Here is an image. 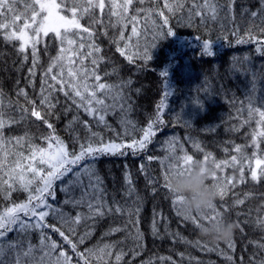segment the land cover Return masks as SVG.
<instances>
[{"label": "trees", "instance_id": "obj_1", "mask_svg": "<svg viewBox=\"0 0 264 264\" xmlns=\"http://www.w3.org/2000/svg\"><path fill=\"white\" fill-rule=\"evenodd\" d=\"M26 2L27 0H16L14 12H5L7 19L3 22L11 24V17L18 13L21 19L15 23L22 24L27 15ZM224 2L225 0H220V3ZM105 3L102 15L99 10H95L102 23L94 25L92 29L94 42L101 49L99 55L103 57L97 69L101 76L100 82L118 85L130 80L131 84L122 87L126 100L121 101L123 109L118 106L106 116L114 131L105 129L102 125L97 128L94 118L82 109L79 110V117L87 122L92 131L99 132L105 141L125 144L131 143L133 137L141 139L142 130L155 119L158 111L162 113L163 124L154 126L155 135L150 138L151 143L137 155H132L129 150L123 156L98 157L93 176L82 175L80 182L72 185L67 194L60 190V186L67 184L73 174L69 173L63 180L57 181L56 199L49 200V203L62 207L71 216L78 212L87 215L86 204L89 199L95 202L96 195L90 184L96 182V176L100 177L103 188L101 199L106 200L112 211L108 213L105 210L103 217L82 219L78 225H74L76 232L70 238L76 242L86 231L91 233L83 244H79V252L88 249L95 252L105 244H114L111 257L105 256L102 264H116L115 256L120 252L124 255L119 264H147L148 261L153 264H260L264 261V247H261L264 245V225L258 224V220L264 219V178L253 181L250 173L255 170L259 175L260 170L264 169V137L258 135L264 130V125L257 123L259 116L255 112L249 118V105L264 111V54L257 51L255 41L236 42L246 35L245 30L250 26L254 35L264 39V34L258 31L259 27H264L259 17L254 20L248 13L241 12L243 8L256 10L260 7L259 0H236L234 20L226 19L222 10L217 21L208 19L206 23H200L197 18L191 26L186 20L191 0L185 4L183 12L177 11L175 15L164 8L165 0H145L143 4L134 0L129 15L136 8H151L163 11L164 16L168 17V24L163 25V17L156 15L154 11L155 26L149 23L148 30L143 31L142 12L141 23L137 26L141 33L139 37L131 36L130 23L126 28L121 25L112 27L116 17L112 16L110 20L109 0H105ZM81 23L87 26L88 17ZM169 28L175 35L168 34ZM4 31L0 29V93L3 94L4 103L0 110L5 119L11 117L19 121L6 126L4 135L16 138L28 134L21 145H15L14 142L8 145V162L11 163L14 153L22 151L25 156L29 155L30 141L46 147L44 137L51 130L43 120L30 115L32 106L17 93L23 88L30 99L36 100L37 110L44 116L45 110L39 107L38 99L41 73L58 54L59 42L44 38L43 43L38 46L39 67L33 89L28 82L31 56L29 55L28 62L22 64L21 55L18 54L20 42H7L3 38ZM121 32L124 40H119ZM137 40L138 49L135 47ZM209 41L213 45L212 56L203 54V44ZM125 43H130L133 47L125 49V55H121L117 47L123 48ZM45 45L47 51L44 50ZM136 51L141 54L146 51L152 58L142 60L134 56L130 61L128 54ZM84 63L91 67L90 59H85ZM165 70L168 75H161ZM55 95L59 102L55 114L48 118V123L53 124L56 134L68 144L71 151L74 147L71 143L73 132L81 142L86 140L89 133L79 123L73 130H66V125L77 113V106L62 92L57 91ZM161 101L166 107H158ZM106 103L112 101L108 100ZM129 105L131 109L126 111ZM65 106L72 111L65 114ZM22 108H27L28 113L25 114ZM21 116H25V119L21 120ZM122 117L132 121L127 125L130 135H123L124 128L120 123ZM253 140L256 141L255 144L252 143ZM235 146L241 147L240 154L235 152ZM75 147L78 151V145ZM185 153L192 155L195 160H202L205 154L211 153L217 161H230L233 155H237L241 161L245 177L243 183L239 182L241 165L236 168L229 166L222 173L216 170L218 176L235 177L234 186H229L225 197L219 198L215 204L216 211L224 219L238 225L229 241L234 242V249L228 247L229 242H212L203 238L199 227L192 220H185L177 205L173 204L174 198L165 187L164 177L169 172V166L179 164L178 158ZM209 160L213 162L211 157ZM257 161H260L259 166ZM86 163L88 161L74 165L73 171L83 168ZM128 176L130 183L126 179ZM26 195L23 192H13L7 200L0 196V211L10 207L13 201L23 202ZM65 198H83L84 206L73 208L71 204L65 205ZM238 200H243V203H236ZM117 206L122 209L121 212L116 211ZM212 214V209H209L204 217H196V220L200 224L204 223V218ZM47 222L61 227L51 215ZM154 223L158 230L156 235H153L152 230ZM68 227L67 224L62 227L66 235ZM113 228L122 230L106 235ZM137 230L142 233V247L138 246L140 242L136 239ZM46 231L52 240L62 245V249L58 251L68 252L73 256V264H76L78 257L72 253L71 246L58 233L51 229ZM0 239L3 241L4 251L0 264H17V254H20V264H39L42 252L39 249L40 237L37 231L13 229ZM30 244L35 251L32 256L25 257L23 252L27 251ZM89 264H101V261L91 256Z\"/></svg>", "mask_w": 264, "mask_h": 264}, {"label": "snow or ice", "instance_id": "obj_2", "mask_svg": "<svg viewBox=\"0 0 264 264\" xmlns=\"http://www.w3.org/2000/svg\"><path fill=\"white\" fill-rule=\"evenodd\" d=\"M135 2L143 4L145 0H135ZM187 2L188 0H172V2L165 0L164 8L170 14L175 15L177 11H184V6ZM15 3L16 0H0V29L5 30L3 38L7 42H20L18 54L21 55L22 64L28 62L29 55L31 56V66L28 69V82L33 86V89H35L36 70L39 67L38 46L43 43L44 38H49L50 40L58 41L59 47L58 54L50 60L48 67L41 73L38 99L39 107L45 110L44 116H42L40 110H37L36 100L30 99L28 93L23 88L17 93L18 96H23L26 102L32 106L30 115L43 120L47 124L48 129L51 130L44 137L46 147L30 141L28 148L29 155L25 156L22 151L14 153V159L9 163L8 145L13 142L15 145H21L28 134L25 133L24 137H5V127L11 123H19V121L13 120L11 117L5 119L3 111L0 110V196L7 200L13 192L27 194L23 202L17 203L13 201L10 207H5L3 211H0V238L5 237L13 229L18 231L35 230L39 233V249L42 252V255L39 257V264H73L72 255H69L64 250L58 251V249H62V245L50 238L46 230L51 229L52 232L58 233L71 246L72 253L78 257L76 264H80V261H83V264H89L91 256H95L102 264L105 256L111 257L112 248L115 247L114 244H105L103 247L96 249L95 252L92 249L79 252V244H83L84 240L91 233L86 231L83 235L79 236L76 242L70 238L76 232L74 225H78L82 219H92L97 216L103 217L105 210L111 213L112 209L108 207L106 200H102L100 196L103 192V188L101 187L102 180L99 176H96V182L90 184V188L94 190L96 195L95 202L89 199L86 204L87 215L78 212L75 216L64 212L62 207L49 203V200L55 201L56 199V182L63 180L69 173L73 174V178L69 179L67 184L60 186V190L67 194L72 185L80 182L82 175L93 176L95 161L98 157L106 155L123 156L127 155L129 150L132 155H137L139 151L146 149L148 143H151L150 138L155 135L154 126L163 124L162 113L157 112L155 119L147 125L146 129L142 130V138L139 140L133 137L132 142L128 144L124 142L116 143L111 140L105 141L99 132L92 131L87 122L81 120L79 117V110L82 109L88 116L94 118V124L97 128L102 125L105 129L114 131L107 122L106 116L118 106L123 109L124 105L121 101L126 102V100L122 87L131 84L130 80L118 85L100 82L101 76L98 74L97 69L103 57L99 55L101 49L94 42V31L92 29L94 25L102 23L95 10H99V13L102 15L106 7L105 0H27L25 4L27 15L22 24L17 25L15 23L21 19V15L18 13L11 17V24L3 22L7 19L4 13H13ZM133 3L134 0H109V18L111 20L112 16L116 17L115 22L112 23V27L121 25L122 28H126L130 23L132 24L131 36L139 37L141 33L138 32L137 26L141 23V13H144L142 17L144 23L143 31H147L149 23L153 26L156 24V20L153 18L154 11L156 15L163 17V25L168 24V17L164 16L163 11L151 8H136L133 14L129 15ZM235 4L236 0H225L224 3H220V0H191V6L188 7L186 12V20L189 26L195 23L197 18L200 23H206L208 19L217 21L220 12L224 10L225 18L231 21L235 19ZM259 4L260 7L256 10L243 8L241 12L248 13L254 20L259 17L260 23L264 25V0H259ZM85 17H88L87 26L81 23ZM220 26L223 28V23ZM258 31L264 34V27H259ZM245 32L246 35L243 38H238L236 42L246 43L255 41L258 45L257 51L264 54V39L254 35L251 26ZM168 34L175 35L171 28L168 29ZM124 39L123 32H121L119 40ZM128 40L130 41L131 37ZM116 42L118 43V41ZM132 47V44L125 43L123 48L118 46L117 51L121 55H125V49H131ZM135 47L137 49L139 47L138 40ZM44 50L47 51L46 45ZM203 54L208 56L214 55L212 42L209 41L203 44ZM134 56L142 60H150L152 58L146 51L143 54L139 51L130 52L127 58L131 61ZM85 59H90L91 67L85 65ZM105 75H109V73H105ZM161 75L167 76L168 72L165 70ZM90 80L93 82L90 83ZM118 89L121 90L118 91ZM57 91L62 92L72 104L77 106V113L66 125V130H73L74 126L79 123L89 133L86 140L81 142L79 136L73 132L71 143L74 147L71 151L68 144L56 134L53 124L48 123V118L55 114V109L59 102L55 95ZM165 95L167 96V93ZM2 96L3 94L0 93V109L4 107ZM108 100H111L112 103H106ZM158 107H166V105L161 101ZM130 109L131 105L128 106L126 111H130ZM22 111L25 114L28 113L27 108H22ZM64 111L67 114L72 109L65 106ZM253 112L259 116L257 123L264 125V111L254 109L249 105V118L252 117ZM20 119H25V116H21ZM120 123L124 128L123 135H130L127 125L131 124L132 121L122 117ZM258 135L264 137V130H261ZM252 143L255 144L256 141L253 140ZM76 145L79 147L78 151L76 150ZM195 147L201 150L199 149V145ZM234 150L237 154L241 153L240 146H235ZM210 157L213 160L214 168L221 173L229 166L236 168L238 165H241V161L237 155H233L230 161H217L212 157L211 153H207L202 160L207 162ZM178 159L180 163L170 165L169 172L173 169L187 168L194 160V157L185 153ZM84 161H88V163L83 168L74 172L73 166L79 165ZM259 164L260 161H257V166ZM217 171L211 177V180L217 186L220 198L223 199L229 186H234L233 181L235 177L218 176ZM168 173L165 174L164 179ZM250 176L253 181H259L261 178H264V169L260 170L259 175L257 171L252 170ZM126 179L128 183L131 182L130 176L126 177ZM239 182H245L242 165L240 166ZM165 187H167V183H165ZM176 203L177 201L174 199L173 204L175 205ZM236 203L242 204L243 200H238ZM63 204H71L73 208H77L78 206H84V200L83 198L79 200L65 198ZM211 209L213 214L205 217V222L216 221L218 217L223 218L222 214L216 211L215 205ZM116 211L121 212L122 209L117 206ZM137 212H139V209H137ZM50 215L61 224V227H56L47 222V218ZM192 222L197 227L200 226L196 218H193ZM65 224L69 225L66 230L67 235L62 230ZM258 224L264 225V219L258 220ZM121 230L120 228H113L106 235ZM152 230L153 235L158 233L155 223L152 226ZM136 239L140 242L138 246L142 247L143 237L142 233L138 230ZM228 247L234 249V242H229ZM261 247H264V245H261ZM34 251V246L30 244L27 251L23 252V256H32ZM3 254V241L0 239V259H2ZM123 255L124 253L120 252L115 256L116 264H119ZM228 258L231 259V257ZM17 264H20V254H17ZM147 264H153V262L148 261ZM260 264H264V261H261Z\"/></svg>", "mask_w": 264, "mask_h": 264}, {"label": "clouds", "instance_id": "obj_3", "mask_svg": "<svg viewBox=\"0 0 264 264\" xmlns=\"http://www.w3.org/2000/svg\"><path fill=\"white\" fill-rule=\"evenodd\" d=\"M216 174L213 162L193 160L185 169L171 170L166 179L171 196L182 217L192 220L204 217L220 198L217 186L211 177ZM238 225L234 221L218 217L216 221L201 223L200 235L212 242H229Z\"/></svg>", "mask_w": 264, "mask_h": 264}]
</instances>
